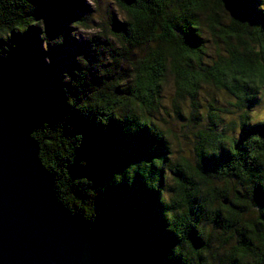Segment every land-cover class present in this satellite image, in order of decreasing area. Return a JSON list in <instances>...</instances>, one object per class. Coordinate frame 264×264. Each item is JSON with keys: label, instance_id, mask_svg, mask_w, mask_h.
<instances>
[{"label": "trees", "instance_id": "trees-1", "mask_svg": "<svg viewBox=\"0 0 264 264\" xmlns=\"http://www.w3.org/2000/svg\"><path fill=\"white\" fill-rule=\"evenodd\" d=\"M102 1L0 0L58 200L108 264H264V0H113L109 21ZM206 85L241 136L198 116Z\"/></svg>", "mask_w": 264, "mask_h": 264}, {"label": "water", "instance_id": "water-1", "mask_svg": "<svg viewBox=\"0 0 264 264\" xmlns=\"http://www.w3.org/2000/svg\"><path fill=\"white\" fill-rule=\"evenodd\" d=\"M32 119L0 64V264H108L97 235L58 200Z\"/></svg>", "mask_w": 264, "mask_h": 264}, {"label": "rangeland", "instance_id": "rangeland-1", "mask_svg": "<svg viewBox=\"0 0 264 264\" xmlns=\"http://www.w3.org/2000/svg\"><path fill=\"white\" fill-rule=\"evenodd\" d=\"M110 10L113 13H116V11H117L116 10V6L113 3V0H103L102 3H101V7L98 9V11L100 12L99 15L101 17H103L104 20L107 19L109 21V13H110L109 11ZM213 50L214 49H212L211 51H213ZM59 59L60 60H58V62H57L58 64H61L60 62H62V61H64L66 64H69V61L67 60L66 55H65L64 52L59 54ZM53 76L57 77L55 73H53ZM50 85L51 84H45L44 86L47 87V88H50L51 87ZM168 85H169V87H171L169 89L172 92L173 91V83L169 82ZM204 89H205V93L202 96L203 100H202L201 104L198 106V116L201 119H203V120L205 119L206 120L207 113L211 111L209 114L211 116L213 115L215 117L219 116L220 119L222 120L223 124H225V123H227L229 121H233L232 123H235V124H232V126L230 125V127L228 128V133L231 134L233 132V134L235 136H237V137L241 136V127H242L241 123L242 122H241V120L239 118L240 112H239V116L238 115H234L232 117L229 114L225 113V109L230 107V103H234L235 99L234 98L230 99L229 98L230 94H228L226 90L217 88V87H215L213 85H206V87L203 88V90ZM262 105H264V101H263V103L261 105L258 106L259 107V112L264 111V107ZM259 115H260V113H259ZM253 117H255V116H253ZM176 127H177L176 129L179 130L180 129V124H176ZM181 131L184 132L182 126H181ZM194 131H196V129H194ZM187 132H188L187 135L191 136L193 140H198L197 138L195 139L194 134L192 135L193 132L191 130H188ZM180 139L183 141L184 140V136L180 135ZM132 242L134 243L135 239H132ZM133 250H135L134 246H133Z\"/></svg>", "mask_w": 264, "mask_h": 264}, {"label": "clouds", "instance_id": "clouds-1", "mask_svg": "<svg viewBox=\"0 0 264 264\" xmlns=\"http://www.w3.org/2000/svg\"><path fill=\"white\" fill-rule=\"evenodd\" d=\"M0 56H4V52L2 49H0Z\"/></svg>", "mask_w": 264, "mask_h": 264}, {"label": "bare ground", "instance_id": "bare-ground-1", "mask_svg": "<svg viewBox=\"0 0 264 264\" xmlns=\"http://www.w3.org/2000/svg\"><path fill=\"white\" fill-rule=\"evenodd\" d=\"M234 141V140H233Z\"/></svg>", "mask_w": 264, "mask_h": 264}]
</instances>
